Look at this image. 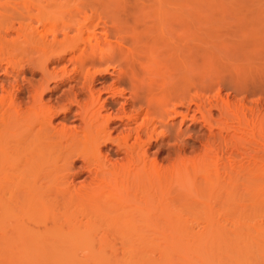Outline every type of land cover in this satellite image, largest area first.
<instances>
[{
    "label": "bare ground",
    "instance_id": "1",
    "mask_svg": "<svg viewBox=\"0 0 264 264\" xmlns=\"http://www.w3.org/2000/svg\"><path fill=\"white\" fill-rule=\"evenodd\" d=\"M139 27L136 28L140 30ZM21 28L11 29L16 34L13 39L15 47L21 46L19 44L22 42L18 41L20 36H23L21 39L24 43H30L39 34ZM109 31L104 29L101 36L92 32L87 40H90L88 45L85 46L84 42L83 48L73 47L72 58L68 61L77 67L69 77L65 74L59 77L56 72H48V65L34 63L32 55L31 59H26V54L33 52L30 51L32 43L28 50L25 49L26 53L22 44V54L24 60H27L25 65H30L41 74L39 83H29L27 88L30 99L26 104L23 103L25 106H22L17 95L9 93L3 85L0 86V91L5 93L0 97V203H4L0 204L2 207L4 205L3 210L0 207V264H264V168L257 166L258 169L248 171L250 175H247L251 177H247L243 184L250 187V202H247L251 203V207L247 205L245 208L249 207L251 211L248 215L232 219L238 222L235 224L240 222L238 227L234 223L232 226L229 220L225 222L235 228L232 232L223 230L225 225L221 228L218 214H215L212 207L215 206L213 202L220 201L229 186L236 188H229L230 194L227 191L229 201H233L236 190H239L237 186L240 188L241 185L238 177H242L243 172L236 178L239 180L237 184L236 179L232 180V172L235 170H227L224 166V170H227L225 173L230 175L228 179L232 178L231 181L225 178L228 182L226 184L220 180L222 168L218 164L223 158L218 160L222 157L215 154L219 153L218 149L213 152L207 147L211 152L208 156L207 151L204 152L211 169H200L205 177L198 188V203L182 202L176 205L175 201V204L161 202L162 168L157 159V151L153 158L148 152L154 148L153 142L158 140V128L163 126L166 131L172 130L168 121L173 118H170L172 113L179 114L177 106L186 107V112L181 116L183 121L188 118L191 101L185 105V97L180 99L175 95L171 102L180 100L174 102L170 111H165V116L162 115L160 84L150 71L157 54L153 52L152 57L148 58L150 53L140 50L143 44L141 36L132 33V30L133 36L130 38L121 37V40L118 38L114 42L109 40ZM66 37L67 34L65 41L68 39ZM25 39L28 41L25 42ZM170 40L172 43L167 45V50L171 54L172 63L168 66L175 67L178 73V68H181L185 74L189 56L186 59L179 56L182 55L179 52L183 53L178 45L180 41ZM152 42L158 44L160 41L157 43L154 38ZM45 43L41 46L43 52L47 50ZM53 43H56L55 39ZM57 44L59 48L62 46L61 41ZM32 49L35 50L36 45ZM63 55H58L56 59L62 61ZM114 57L122 63L116 74L111 72L114 69L109 65ZM14 59L7 63L11 69L19 70L20 65ZM102 65L106 67L101 69ZM86 68L90 69L82 74L81 70ZM4 72L11 79L9 84L12 82V89L17 88L22 92V85L18 83L20 74H12L7 70ZM104 74L114 76L116 82L106 88L101 86L109 98L100 101L99 94L103 91H94L92 85L99 80L97 76ZM183 76L180 80L187 85L189 78ZM80 77L83 82L77 90L75 87ZM50 82H54L53 87L49 86ZM68 82H74L75 86L69 90L72 97L67 103L44 102V94H53L60 85ZM121 82L131 86L129 92L115 87ZM126 93H129V98L125 97ZM80 96L84 99L80 100ZM118 98H123L124 102L113 109L111 104H115ZM194 104L196 110L193 113L198 112L206 119L202 105ZM221 107L219 111H223ZM74 108L76 110L73 112ZM71 113L72 122L78 123L76 126L66 125ZM54 118H61V123L54 125ZM194 119L195 116H192L191 120ZM213 153L218 161L211 158ZM254 153L246 154L255 159ZM240 155L236 154V157ZM111 156L118 158L111 159ZM77 163H80L78 167ZM80 174L85 177L81 183L76 184ZM187 181L182 179L184 184ZM180 184L181 180L177 186L182 187L183 184ZM225 208H222L223 211ZM183 216L199 217L202 229L199 227L200 231H195L191 224L190 228L187 227L188 219H185L188 222L186 225Z\"/></svg>",
    "mask_w": 264,
    "mask_h": 264
},
{
    "label": "rangeland",
    "instance_id": "2",
    "mask_svg": "<svg viewBox=\"0 0 264 264\" xmlns=\"http://www.w3.org/2000/svg\"><path fill=\"white\" fill-rule=\"evenodd\" d=\"M135 26H140L142 28L139 27L141 32ZM19 27H22L21 30L24 28L39 32L37 38L35 37L39 41L38 43L33 38L30 43L26 42L28 40L25 39L27 45L24 43L23 38L21 39L23 36H20V40H18L19 43L22 42L19 45L24 44L25 53L32 43L30 51L33 50V52L29 51L30 53L26 54V59H31L34 56L32 57L34 63H45L46 66L48 65V72L53 74L56 72L57 75H60L59 77L64 74V76L69 77L75 73L74 70L77 66L68 61L72 58V51L75 49L73 47L83 48L84 42H86L85 46L88 45L87 42L90 40H87L91 37L92 32L101 36L104 29L110 30L109 40L111 42L121 37V39L130 38L133 36L132 33L139 34L143 41L140 50L150 53L147 55L148 58L152 57L153 52L157 54L156 63L155 61L152 63L150 71L153 74L152 77L157 78L160 84L159 90L162 95L161 114L165 116V111H170L174 106V102H178L183 97H185V105L191 101L189 106L192 113H189L188 118L183 121L181 116L186 112V107L177 106L176 110L179 114L172 113L170 118H173L167 120L172 125V130L166 131L163 126L158 128L157 132H160L158 140L153 142L154 148H151L148 152L149 156L153 158V154L157 151V159L162 168L161 202L175 204L173 202L175 201L176 205L182 202L198 203V188L204 182L205 177L200 169L208 170L210 167L208 159L206 161L204 157V152L207 151L208 156L211 155L209 150L216 152L214 150L218 149L217 151L220 154L217 152L215 154H218V157L219 155L222 156L217 157L218 160L223 158V161L218 164L222 168L219 173V176L221 175L220 180L225 181V184L228 183L227 180H229L230 175L228 177L225 171L229 168H231L229 170H235V172L231 171L234 174H231L233 176V178L231 177L232 180H235L243 172L242 177H238L240 182L237 179L235 180V183L238 181L241 185L240 188L239 185L237 186L239 190H236L237 197L234 196L233 201L231 199L229 201V194L231 190L236 188L232 189L233 186H229L228 190H224L220 203L217 200L218 203L212 201L215 206L211 203L214 206H211L214 209L213 211L216 215L218 214V219H216L221 220H219V224L221 223L222 226H219L222 228L225 225L222 229L232 232L235 229L232 228V223H238L236 220L232 221V219L250 214L251 208L249 207H251V203L248 200V197L251 196L250 187L245 186L243 182L246 183L247 177L248 179L251 177L248 176L250 175L249 170L258 169L260 166L264 168V0H0V86L3 85L9 93L17 95L22 106H25L24 104L30 99L27 87H29V83L33 85L39 83L41 74L38 70H33L30 65H25L26 59L24 60L25 57L22 54L23 46L20 48L21 46L17 47L16 44L15 47L13 44L16 34L14 35L11 29ZM26 30H23V32L28 33ZM91 30L93 31L91 32ZM112 30H115L114 33L112 32L113 34L111 33ZM130 30H132V33ZM66 34V39H68L65 41ZM153 36L157 43L160 41L158 44L152 42ZM54 39L56 43L51 44ZM170 39L180 41L178 45L183 53L179 52L182 54L179 56L184 59L189 56L186 62L187 73L185 74L182 73L181 68H178V73L175 67L168 66L172 63L171 54L167 50V45L172 43ZM60 41L62 46L59 48L57 43L60 44ZM36 43L38 45L43 44L38 46ZM44 43L46 44V52L41 51L43 50L41 46ZM6 45L10 48H5ZM35 45L36 49L34 50L32 48H35ZM181 46H191V48L184 47V49H187L185 51ZM18 48H20L21 53ZM63 51L65 52L64 55ZM58 55L64 56L62 61L56 59ZM13 59L17 64L19 63V70L11 69L8 65V60L13 61ZM18 61H24V64ZM31 63L33 64V62ZM120 63L117 57L111 59L109 65L114 69L111 71L113 74L119 73V65L122 64ZM21 66H24V68ZM104 67L106 66L102 65L101 69ZM87 69L90 68L82 69V74ZM5 70L11 71L12 74H20L19 79H17L18 83L22 85V92L18 91L17 88L16 90L15 88L12 89V82L9 84L11 79L4 74ZM183 75H187V78H189L187 85L183 80H180L183 79ZM97 78L99 80L97 79L98 81H95V84L93 83L94 86L92 85L94 91L95 89L99 92L101 89L103 91V88L116 82L115 77L109 74H104L101 77L97 76ZM80 79L78 86L75 87L77 90L83 82L81 77ZM146 83L147 81L144 82L145 86ZM49 86L53 87L54 82H50ZM74 86V82L62 84L57 89L58 91L53 94H44L43 100L44 102L51 101L59 104L67 103L66 101L72 97L69 90ZM115 87L119 90L123 88L127 92L131 88L127 82L118 83ZM3 95L5 93L0 91V97ZM175 95L180 99L171 102ZM99 97L100 101L109 98L104 91L99 94ZM125 97L129 98V93H126ZM82 98L83 96H80L79 99L82 100ZM107 100L110 101V99ZM123 102V98H118L116 103L111 104V106L116 109ZM194 103L202 105L206 119L198 112L193 113L196 110ZM216 105L222 106L223 111L220 110V112L218 110L220 108L217 109ZM75 110L74 108L73 112ZM192 116H195L196 121L195 119L194 121L191 120ZM71 117L72 113L68 115L66 125L76 126L78 123L76 121L72 122ZM61 121V118H54L53 124H60ZM207 147H209V150L206 149ZM213 147L215 149L211 150ZM235 153L237 155L241 154L240 158L236 157ZM246 153H254L256 155V157L254 156L255 159L249 158ZM214 156L210 157L215 158L214 161H218ZM116 158L118 157L111 156V159ZM79 165L80 163H77L76 167ZM232 165L236 168L231 167ZM224 166L227 170H224ZM184 168H186L185 171ZM84 177L80 174L75 183H81ZM231 178L229 181H231ZM182 179L188 181L184 184ZM179 180L183 184L182 187L177 186ZM227 191H229V194ZM225 193L228 195H225ZM248 193L250 194L248 195ZM225 202L231 207L225 206ZM1 205L0 207H2ZM247 205H249L248 209L245 208ZM216 206L218 207L216 208ZM238 206L241 207L238 208ZM222 208H225V211ZM239 211H243L244 214L243 212L240 214ZM232 212L235 213L234 216ZM230 213L231 215H229ZM219 214H221L220 218ZM183 217V221L188 219L189 223L185 221L186 225L189 224L187 227L190 228L191 224L192 228L194 227L193 230L200 231L198 228L202 227V223H200L202 221L199 217ZM196 218L199 219L196 220ZM226 221L232 226L229 224L228 226ZM196 223L198 224L196 225ZM239 224H235V227L236 225L238 227ZM162 225L164 224L162 223ZM196 226L198 227L196 228Z\"/></svg>",
    "mask_w": 264,
    "mask_h": 264
}]
</instances>
